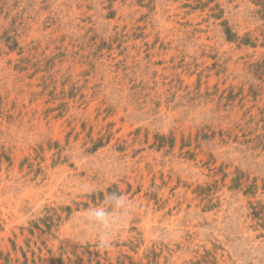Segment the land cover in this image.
Instances as JSON below:
<instances>
[{
	"label": "rangeland",
	"instance_id": "1",
	"mask_svg": "<svg viewBox=\"0 0 264 264\" xmlns=\"http://www.w3.org/2000/svg\"><path fill=\"white\" fill-rule=\"evenodd\" d=\"M0 264H264V0H0Z\"/></svg>",
	"mask_w": 264,
	"mask_h": 264
}]
</instances>
